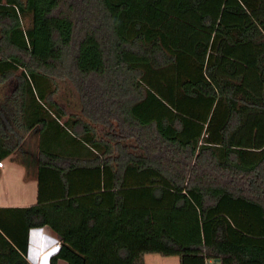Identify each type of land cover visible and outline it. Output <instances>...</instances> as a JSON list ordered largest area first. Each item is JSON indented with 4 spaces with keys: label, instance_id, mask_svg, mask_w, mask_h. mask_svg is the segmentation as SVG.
Instances as JSON below:
<instances>
[{
    "label": "trees",
    "instance_id": "obj_1",
    "mask_svg": "<svg viewBox=\"0 0 264 264\" xmlns=\"http://www.w3.org/2000/svg\"><path fill=\"white\" fill-rule=\"evenodd\" d=\"M7 154L0 264H264V0H0Z\"/></svg>",
    "mask_w": 264,
    "mask_h": 264
},
{
    "label": "crops",
    "instance_id": "obj_2",
    "mask_svg": "<svg viewBox=\"0 0 264 264\" xmlns=\"http://www.w3.org/2000/svg\"><path fill=\"white\" fill-rule=\"evenodd\" d=\"M29 146L34 147L35 142L34 139L31 138L29 140ZM4 157V156H3ZM2 157V158H3ZM5 157L11 159V154L5 155ZM1 158V159H2ZM0 159V160H1ZM15 161V160H13ZM16 162V161H15ZM4 167V162L2 161L0 165V169ZM1 171V170H0ZM23 180L22 186L23 189L21 192H13L7 198L8 199H0V206H8V205H29L36 203V194H37V178L35 173L28 174L25 176L24 167H23ZM58 185V183H56ZM59 187V186H56ZM59 194V193H58ZM55 198L57 200V205H59V195ZM52 198L45 201H52ZM57 213L59 212V206L57 207ZM32 226L27 229V247H26V259L30 264H50L49 256L55 252L53 247V241L55 238L59 239L57 234L49 228L47 225L43 224L39 227V229L32 230ZM31 230V231H30ZM56 264H65L64 261L58 259ZM145 264V263H144Z\"/></svg>",
    "mask_w": 264,
    "mask_h": 264
},
{
    "label": "rangeland",
    "instance_id": "obj_3",
    "mask_svg": "<svg viewBox=\"0 0 264 264\" xmlns=\"http://www.w3.org/2000/svg\"><path fill=\"white\" fill-rule=\"evenodd\" d=\"M1 161L4 162V167L0 169V199H8L11 193L21 192L23 189V166L5 156ZM177 260L176 255H160L153 252L144 254L145 264H177Z\"/></svg>",
    "mask_w": 264,
    "mask_h": 264
},
{
    "label": "built area",
    "instance_id": "obj_4",
    "mask_svg": "<svg viewBox=\"0 0 264 264\" xmlns=\"http://www.w3.org/2000/svg\"><path fill=\"white\" fill-rule=\"evenodd\" d=\"M2 161L0 160V165H1ZM60 244V240L55 238L54 242H53V247L54 249H56ZM206 264H212L211 260H208Z\"/></svg>",
    "mask_w": 264,
    "mask_h": 264
},
{
    "label": "clouds",
    "instance_id": "obj_5",
    "mask_svg": "<svg viewBox=\"0 0 264 264\" xmlns=\"http://www.w3.org/2000/svg\"><path fill=\"white\" fill-rule=\"evenodd\" d=\"M40 226H37V227H33L32 230H35V229H39ZM31 231V230H30ZM54 242V241H53ZM57 249V248H56ZM55 249V250H56Z\"/></svg>",
    "mask_w": 264,
    "mask_h": 264
}]
</instances>
